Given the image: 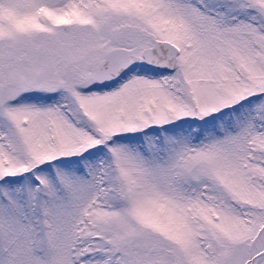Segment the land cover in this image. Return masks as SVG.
I'll return each mask as SVG.
<instances>
[{"label":"snow or ice","instance_id":"snow-or-ice-1","mask_svg":"<svg viewBox=\"0 0 264 264\" xmlns=\"http://www.w3.org/2000/svg\"><path fill=\"white\" fill-rule=\"evenodd\" d=\"M0 264H264V0H0Z\"/></svg>","mask_w":264,"mask_h":264}]
</instances>
